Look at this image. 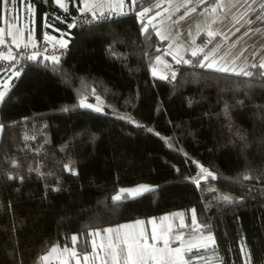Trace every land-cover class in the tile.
Here are the masks:
<instances>
[{"label": "trees", "instance_id": "obj_1", "mask_svg": "<svg viewBox=\"0 0 264 264\" xmlns=\"http://www.w3.org/2000/svg\"><path fill=\"white\" fill-rule=\"evenodd\" d=\"M26 1L35 37L45 22L66 28L56 17L70 19L83 3L66 0L63 10L55 0ZM123 1L126 15L68 27L58 64L20 56L26 68L0 103V264H37L73 236L86 252L94 230L179 208L194 209L199 226L187 215L178 230L214 240L185 257L245 264L247 245L251 264H264L262 62L248 65L247 77L200 67L201 52L186 54L191 63L179 64L175 79L152 76L156 34L136 13L157 0ZM4 5L0 0V22ZM262 22L258 14L252 24ZM91 94L137 122L80 106ZM200 164L216 178L201 176L197 185ZM138 181L155 187L112 199L119 186ZM225 195L233 202L219 199Z\"/></svg>", "mask_w": 264, "mask_h": 264}, {"label": "crops", "instance_id": "obj_2", "mask_svg": "<svg viewBox=\"0 0 264 264\" xmlns=\"http://www.w3.org/2000/svg\"><path fill=\"white\" fill-rule=\"evenodd\" d=\"M12 1L17 2L19 0H8V3ZM55 1L59 6L61 3L65 7L67 6L66 0ZM199 1L157 0L146 7L151 10L142 17L144 25L153 29L156 39L161 38V36L171 39V45L167 49L157 45L159 50L150 59L152 65L149 66L148 64L152 76L166 77L165 79L171 78L176 67L183 63V60H186V54H191L192 50L196 48H203V57L209 55V62L215 60L218 67H229L241 59L248 62L259 59L264 62V22L257 25L252 24L256 15L264 14V7H261L264 5V0H213L210 4L198 7ZM22 3L19 2V7ZM132 3L133 0H130V7H132ZM28 4L30 5L31 16L26 19V27L21 24V30L14 28L12 26L13 18L5 14L0 22V40L4 34L10 31L13 42L29 43L35 38L34 7L30 2H27ZM120 4L121 0H109L108 11L111 14L124 12L126 4H124V1L122 7ZM6 5H4V8H6ZM65 7L61 8L64 10ZM193 8H195V11H192ZM213 8H215V11H212ZM144 9L139 12H143ZM186 19L189 21L180 30L177 24ZM249 21L251 22L249 23ZM209 32L214 33V35L209 36ZM209 37L213 38V44L208 48H204L200 43L210 39ZM212 53L214 55H211ZM13 54L14 47L11 45L0 56H12ZM177 60L181 62L177 63ZM165 71L167 73H164ZM8 89L9 87L7 89L5 87L0 88V92L6 91L7 93ZM187 215H189L190 223H192V209L186 211L179 208L158 216L136 218L108 225L102 229L92 231V233L99 232L100 234L91 235V244L88 251H78L73 243L71 245L52 246L42 255V257L48 256L47 262L40 260L37 264H105V259H107V264H114L112 249L109 247L110 241L114 246L119 244L120 255L123 256V238L125 236L129 238L140 237L141 234H143L148 245H155L157 249H165L164 242L165 240L168 242L165 253L156 252L154 254L157 257L167 256L170 264H191V261H195V264H219L217 260L209 255L185 257L187 251L214 244L213 239L206 244L201 239L200 234H185L182 230H178V227L186 224ZM138 221L141 223H137ZM121 225L127 227L121 228ZM109 228L119 229V231L104 232V229ZM153 235L156 237L155 240L152 239ZM93 241L95 242V248L93 247ZM53 247H57L58 251L52 253L51 249ZM177 248L181 249L179 254L173 251ZM73 251L76 253L75 256L72 255ZM84 256H88L89 259L85 261ZM121 264H123V261H121ZM149 264H159V261H149Z\"/></svg>", "mask_w": 264, "mask_h": 264}, {"label": "snow or ice", "instance_id": "obj_3", "mask_svg": "<svg viewBox=\"0 0 264 264\" xmlns=\"http://www.w3.org/2000/svg\"><path fill=\"white\" fill-rule=\"evenodd\" d=\"M133 2L135 3V0H133ZM204 2H205V0H200V3H204ZM2 3L6 5L8 3V0H2ZM60 6L65 7V5L63 3H61ZM88 6L89 5H86V7H88ZM92 6H94V5H92ZM120 6L121 7L123 6V0H121ZM217 6H219V5H217ZM157 7H158V5H157ZM261 7H264V5H262ZM65 10H67L66 7H65ZM150 10L151 9L145 8L143 12H138V13H136V15L138 17L142 18ZM192 11H195V8H193ZM212 11H215V8H213ZM126 14L127 13H124V12L119 13V15H126ZM181 19H183V17H181ZM258 19H259V17H258ZM250 22L251 21H249V23ZM69 27H74V25H69ZM143 30L146 32L147 28H144ZM237 31H239V29H237ZM157 34L159 35V33H157ZM245 34H247V33H245ZM208 35L213 36L214 33L209 32ZM161 39H166V37L161 36ZM65 46H66V42H61V47H65ZM201 52H203V48H196V49L192 50L191 55L193 57H196ZM211 55H214V53H212ZM29 58L34 60L35 56L29 57ZM14 59H15V57H12L10 55L0 56V60H9L10 61V60H14ZM47 59H50L53 64L59 63L58 57L53 56V57H50ZM209 60H210V56L205 55L203 60H201L199 62V66L200 67H206L208 69H213V70L219 71V72H232L236 75H243V76H247V77H251L253 75V73L246 71L244 68H240L239 70H237L235 68L230 69L228 67H223V66L218 67L215 60H211L207 64L204 63V61H209ZM180 62H181L180 60H177V63H180ZM182 62L185 64L191 63V61H189V60H183ZM252 67H256V65L253 64ZM260 67L264 68V62H262L260 64ZM4 70L5 69L0 68V71H4ZM13 75L18 76L19 71L18 70L14 71ZM154 75H155V72H154ZM262 75H264V74H262ZM172 78L175 79V73H172ZM5 96H6V91L0 92V102H3ZM81 103L83 105V101ZM84 106L91 107V105H84ZM62 110L68 111L69 109L67 107H65ZM96 110L100 111L99 108H97ZM149 131H151V130L149 129ZM65 167H67V165ZM201 173L203 174V178H207V177H212L213 179L216 178L212 172L208 171L207 169H205L201 166L200 173H198L197 178H193L194 182L197 183V185H199V178H200ZM244 178L249 179L250 177L245 176ZM9 179H12V177H9ZM152 190L153 189H151L148 186H139L137 189H129V190L120 189L119 193L117 195H115L112 199L114 201H121L122 199L126 198L129 195H133V196L140 195L143 192H148V191H152ZM219 199L222 201L228 202V203L233 202L232 198L230 196H227V195L221 196V197H219ZM137 223H141V222L138 221ZM192 224L197 225V220H196L194 209L192 210ZM183 226L184 225L182 224L181 227H183ZM197 226H199V225H197ZM120 227L124 228L127 226L121 225ZM205 227H207V226L205 225ZM114 231L118 232L119 229H115V230L111 229V228L104 229V232H106V233H112ZM99 234H100L99 232H95V233H90L89 235H99ZM71 239H72L73 244H75L77 241V237L73 236ZM152 239L153 240L156 239L155 235H153ZM208 239L212 240L213 238L211 236H209ZM122 243L124 245V247L122 249L123 256L120 255L121 249H120L119 244L114 246L113 243L110 241L109 247L112 249V259L114 261V264H121V261H123V264H149V261H157V260L159 261V264H170V261L167 258V256L161 255L160 257H157L154 254L156 252H160L162 254L166 252L167 243H168L166 240L164 242L165 243V249H157L155 247V245H148L146 239H144V237H143V234H141L140 237L129 238L128 236H125L123 238ZM93 247L95 248V242L94 241H93ZM101 247H103V245H101ZM149 249H151V251H149ZM57 251H58L57 247H53L51 249L52 253H55ZM65 251H67V249H65ZM173 251H175L177 254H179L181 252V249L177 248V249H174ZM241 251L244 254V256L246 257L245 264H251V257L248 254L247 245H243L241 248ZM72 255L73 256L76 255L75 251H73ZM83 259L85 261H87L89 259V257L84 256ZM47 260H48V256L41 257L42 262H47ZM105 264H107V259H105ZM191 264H195V261H191Z\"/></svg>", "mask_w": 264, "mask_h": 264}, {"label": "built area", "instance_id": "obj_4", "mask_svg": "<svg viewBox=\"0 0 264 264\" xmlns=\"http://www.w3.org/2000/svg\"><path fill=\"white\" fill-rule=\"evenodd\" d=\"M85 2L87 0H84ZM23 2V0H19ZM19 4L16 1H12L6 5L5 13L10 11L11 17H17ZM20 8V7H19ZM111 14L108 10H95L91 6L81 5L77 9L76 13L70 16V19L66 20L62 15H58L56 18L59 22L65 24L66 28L58 27L50 22H45L41 33L38 37H35L29 43L13 42L12 36L9 33L4 34L0 40V54L5 52L11 45L14 47V60H0V68L5 69L0 71V88L10 87L12 82L23 72L26 68V62L21 57L31 55H42L48 57H62L66 52L67 46V28L69 25H75L77 27H85L93 24L94 22L102 19L103 17ZM61 42H66L65 47H61ZM156 43L159 47L167 49L171 45V39H156ZM21 56V57H20ZM177 68V67H176ZM19 71V75H13L14 71ZM171 78H167L170 80Z\"/></svg>", "mask_w": 264, "mask_h": 264}, {"label": "rangeland", "instance_id": "obj_5", "mask_svg": "<svg viewBox=\"0 0 264 264\" xmlns=\"http://www.w3.org/2000/svg\"><path fill=\"white\" fill-rule=\"evenodd\" d=\"M89 2V4H88ZM109 4V0H87L86 2L83 0V5H89L91 6L92 8H98V9H95V10H109L107 5ZM29 5V4H28ZM27 5V1L26 0H23V3L20 5V8L18 7V11L17 13V17H12L13 18V27L14 28H18L21 30V24L23 25V27H26V24H27V17H30L31 16V9H30V5L28 6ZM94 5V6H92ZM10 11L9 13L7 14V16L9 17L10 16ZM189 20H184V21H181L179 22L177 25L179 27L180 30L183 29V26L188 22ZM25 24V25H24ZM10 33L11 35V31L8 32ZM210 39H207L205 42H201L200 44L204 47V48H208L210 47L212 44H213V38L212 37H209ZM216 39V38H215ZM188 41V40H187ZM190 41H192L190 39ZM245 59H241V60H237L236 62H234L233 65L229 66L228 68L232 69V68H235L237 70H239L240 68H244L246 71H247V66L252 64L251 61H244ZM241 63V64H240ZM244 63H246L247 65H245ZM152 65V62L150 61L149 62V66ZM148 66V67H149ZM177 69V68H176ZM176 69L174 71H176ZM150 71H151V68H150ZM164 73H167L166 71ZM162 73V74H164ZM164 77V76H162ZM83 101V105H82V102ZM78 102H79V105L82 106V107H87V106H84V105H91V107H87V108H91V109H97L99 108L100 111H105V112H108L116 117H119V118H122V119H125V120H128L132 123H136L137 122V119L132 115L130 114L129 112H126V111H122V110H118L116 108H114L113 106L105 103L102 99V97L98 94H91V95H86V96H82L78 99ZM201 166L205 169H207L208 171L211 172V170L209 168H207L206 166L204 165H199V173H200V168ZM196 176V175H195ZM203 176V174L201 173L200 174V177ZM139 186H148L150 187L151 189H153L155 187V184L151 183V182H148V181H138V182H135V183H132V184H128V185H121L119 186L116 191L114 192V195H117L120 191V189H126V190H129V189H137ZM133 195H129L127 197H132ZM198 234V233H197ZM201 239L203 240L204 243L208 244L210 239H208V237L210 235H204V234H201Z\"/></svg>", "mask_w": 264, "mask_h": 264}, {"label": "water", "instance_id": "obj_6", "mask_svg": "<svg viewBox=\"0 0 264 264\" xmlns=\"http://www.w3.org/2000/svg\"><path fill=\"white\" fill-rule=\"evenodd\" d=\"M199 173V172H198ZM198 173H197V175L194 177V178H197V176H198Z\"/></svg>", "mask_w": 264, "mask_h": 264}]
</instances>
